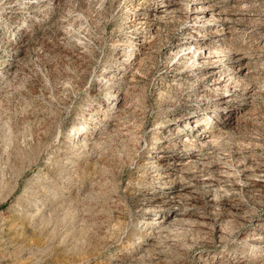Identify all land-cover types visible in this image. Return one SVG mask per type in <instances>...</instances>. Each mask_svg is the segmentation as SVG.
<instances>
[{"label": "rangeland", "instance_id": "rangeland-1", "mask_svg": "<svg viewBox=\"0 0 264 264\" xmlns=\"http://www.w3.org/2000/svg\"><path fill=\"white\" fill-rule=\"evenodd\" d=\"M33 1L0 0V264H210L214 254L219 264H264V0H201L216 7L207 15L220 10L224 20L200 25L186 21L190 0L161 18L151 1ZM28 14L46 20L22 26ZM206 31L201 37L220 51L214 70L175 56L174 45ZM222 37L243 60L219 50L214 39ZM120 62L128 75L92 95L101 69ZM242 67L244 85L225 91L232 93L228 108L215 107L208 92L197 96L200 84L208 88L211 79ZM119 84L129 93L107 118L102 140L82 129L98 146L85 154L63 148L70 127L73 140L86 111L110 103L105 92ZM201 108L217 134L200 149L188 147L182 139L192 134L191 122L172 121ZM231 108L237 123L223 127ZM164 144V160H189L179 179L145 175L160 163ZM73 163L81 164L70 178L64 167ZM176 188L182 191L162 214ZM180 210L183 217L168 222ZM153 216L168 223L151 229ZM252 231L261 237L243 238Z\"/></svg>", "mask_w": 264, "mask_h": 264}, {"label": "bare ground", "instance_id": "bare-ground-1", "mask_svg": "<svg viewBox=\"0 0 264 264\" xmlns=\"http://www.w3.org/2000/svg\"><path fill=\"white\" fill-rule=\"evenodd\" d=\"M147 1L153 2L154 5L150 6L151 7L150 11L153 12L155 16H158L160 18L164 17L167 14V12L169 11V9H171V7L173 5L175 6L177 3H179V0H141V2H139V3H147ZM29 2H33L34 3L33 0H28V3ZM129 9H131V7H129ZM215 9H216V7H214L212 4H204V3H202L201 0H190L188 2V4H187L186 13H185L186 21L188 23H190V24H193V25H200V24L211 23L212 20H214V21L224 20L223 15H222L223 11H220V10L217 11V14H215V13L210 11V14L207 15V13L209 12L208 10H215ZM133 16H136V19H135L136 21H137V19H138V21L142 20V19H146V18H144V17H142L140 15L139 16L138 15H133ZM32 18L37 19L36 21L43 20V19L46 20L42 16H34V14H28V15L24 16V18L21 19L20 22H21L22 26L25 25V24L28 25L29 20H32ZM134 26H135V24H134ZM227 31L231 32L230 29L227 30ZM209 32L210 31H206L203 35H199L197 33V35H199L200 38H188V40H185L182 44L174 45L173 51H174L175 56L176 55L178 56V54H181V53H182V55L186 54V57L189 56L194 62H197V65H203V67L201 68L202 70H205V68L208 67V66L212 67V70H214L215 69L214 66H217V63H216V60H215L216 58L214 59V57H215L214 52L217 51L216 50L217 46L215 45L216 43H215V41H209L206 38L201 37V36H204V35L208 34ZM222 32H225V31L224 30H220L219 34L222 33ZM21 36L22 35H20V37ZM142 37H143V35H142ZM141 39L142 40H137V41H140L142 44H144V46L149 44V42L148 43L145 42L146 41L145 38H141ZM214 40H217L216 42H219V45L222 44V46H220L221 48H219V50L221 49L222 52L225 51L226 52L225 54L228 53L229 57L234 58V59L243 60V58H244V56L242 54L243 52L240 51L239 47L234 46V44H232L231 42H230V44H227V42L224 41L223 37L219 38V39H214ZM144 46L138 47L140 49V51L144 52V48H145ZM123 47H119L118 48L117 55L122 56L124 54L125 50H123ZM132 49L127 51L128 55L129 54L130 55L133 54V50L134 49L133 50ZM217 49H218V47H217ZM171 52H172V50H171ZM211 57H213V58H211ZM191 59H189V60H191ZM123 63L120 62V63H116L114 65H111L112 63L110 65L107 64L108 66H106L103 69H101V71L98 73L97 78L95 79V87L92 89V95H96V94L98 95L99 94L98 93L99 90L101 88H104L105 86H107L109 83L115 81V79H117V76H119L120 80H122L128 75L127 74V70H124L123 68L124 67L129 68V67L126 66ZM243 69L245 71H243ZM241 70L243 72L240 71V73L237 74V75L231 74V73H230L231 74L230 76H228L229 74L228 75H220L219 74L220 76H218V77L216 75L215 77H217V78L211 79L210 83H208V88H204L205 85L200 84L198 86V91L200 93H198L197 96L198 97H204L205 96V92L206 93L208 92L209 95L213 94V96L215 97V103H216L215 107L223 108V109L224 108H228L230 106V105H228V102L230 100L229 97H231L230 95H232V93L226 94L225 91H227L228 88H230V87H237V86L241 85V83L245 80V78H246L245 76L248 75L247 74V70L245 69V67H242ZM212 73H214V72L211 71L210 74H212ZM167 80H168V83L167 82L164 83V85L166 86L165 88L170 87L171 86V82L174 81L175 79L171 78V79H167ZM125 83H126V81H125ZM246 87H248V86H246ZM248 91H249V89H248ZM125 92H123V89H122V87H120V84L113 91H106L105 92L106 95L107 96H111L112 97V101L110 103H108L106 101H101L100 100V105H97L96 107L90 108L88 111H86V113L84 114V117H85V120H86V121H84L85 123H82L83 125H77L80 128L79 129L80 133L77 132L75 134L73 140H71V138L69 137V133H71L73 131V129L75 128V125L71 126L70 127V131L68 130L69 132L66 134V136H68V140L65 141V145L63 146V148H70V150H73L72 153H74V152L76 153V152H83V151L87 152V151H89L90 148L94 147L96 145V143H97V146H98V143H99V142H97L98 138H100L102 140V135L105 134L107 132L108 127H110V126H108V123H107L108 119L107 118L108 117H112V116L115 117V114H117L116 112L119 111L123 107V102L127 98V94H122V93H125ZM161 96H164V95H161ZM232 97H234V96H232ZM105 104H106V106H105ZM114 104H116V107H111V105L113 106ZM103 106H105V107L109 106V107L108 108H103ZM113 108H115L114 111H112ZM109 109H110V111H109ZM206 115H207V113H204L202 111V108H201L197 112H194L193 114H191L190 116H183L182 114H177V115L174 116L175 120L172 121V123L176 122L174 125H176L177 123L180 124L181 122L183 123V122H185V120H188V124L191 122V125H189V126H193L191 129H189V130L193 131L192 134L186 133V134H184V140L182 139V141L185 142L188 145V147L192 145V146H197L200 149L203 145L212 143V141L215 140V136L217 134V132H216L217 130L215 131V130H213L214 128L213 129L209 128L210 127L208 125L209 120L205 119ZM94 116H96V117H94ZM209 116H211V114ZM234 116H235V109L234 108L229 109L224 115V121L221 122L222 123L221 126L226 127L228 125L232 126L233 124H236L237 123V121H236L237 119L233 120ZM167 120H169V119L167 118ZM97 121H99L100 126H96V122ZM185 123H184V126L187 125ZM82 129H90V131H93V132H95L98 135V138L94 139L92 134L87 132L88 130L85 132ZM187 130H188V128H187ZM218 132H220V131H218ZM104 139H106V138H104ZM254 144H256V143H254ZM251 145H252V142H251ZM260 145H264V143L263 144L261 143ZM158 148H160V150H162V151L157 154V156H158L157 160H161V161H160V163L156 164V166H154V167L146 168V170H145L146 174L145 175L148 176V177L153 178V180L155 179V181H157V180L158 181L166 180L169 177H172L171 178L172 180L174 178H177V177H178L177 179H179V177L182 176V173H183V171H184V169L186 167V164H187V162L189 160L188 161H184L181 156H177V157L175 156V158L173 157L171 159L164 160L168 156L167 153H166L167 151H164V149L168 148V145L164 144V145H162V146H160ZM192 153H194V151L191 152V156H192ZM86 161H88V160H86ZM80 164L79 163H73L71 165L65 166L64 167L65 168L64 171L66 172L65 176L70 177L75 172L77 173V170L80 167ZM52 189H53V187H52ZM177 189L178 188H176L173 191H169V194L167 195V197L169 198L168 207H163L162 208V210H161L162 214H166L167 213L166 209H168L169 206L172 203L174 204L175 198L178 195L177 193H180L182 191V189H178V191H177ZM59 200H61V199H59ZM150 200L152 201L153 199L151 198ZM153 206H157V205H153ZM185 213H186V211L183 213L180 210L178 213H176L178 216L176 214H173V216L171 215L172 216L171 219L169 218L170 220L169 219H167V220L169 222L172 219L173 220L181 219L183 217V214H185ZM162 216L159 217L158 219L155 218V216H153V217H150L147 220V222L149 224L151 223V226H150L151 229L154 227V225H157L156 228L159 229V227H163L165 225V222L168 223L167 220L164 221V223H162L163 220H164V219H162ZM150 232L151 231L149 230L148 232H146V234H150ZM252 236H253V238H260L261 237V232H259V231H254L253 232L252 231L251 236L250 235L249 236L243 235V238L246 239V238L252 237ZM255 244L258 245V246H261V243L258 242V241L255 242ZM220 258L221 257H220L219 254L218 255H215V254L211 255V257L209 258L210 264H219V259Z\"/></svg>", "mask_w": 264, "mask_h": 264}]
</instances>
